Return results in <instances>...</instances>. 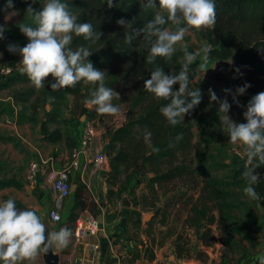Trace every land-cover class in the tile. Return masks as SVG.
I'll list each match as a JSON object with an SVG mask.
<instances>
[{"label": "rangeland", "instance_id": "1", "mask_svg": "<svg viewBox=\"0 0 264 264\" xmlns=\"http://www.w3.org/2000/svg\"><path fill=\"white\" fill-rule=\"evenodd\" d=\"M4 4L5 0H0V6ZM15 9H17V14L9 20H5V13L0 12V24H5L6 30L19 29L20 23L35 24L34 17L23 18L20 8L15 7ZM167 27L174 30L172 25ZM194 48H205L207 53L206 56L202 53L197 61L193 62L189 71L192 78L190 87L193 89L199 87L203 98L194 109L185 114L184 119L181 118L191 125L192 144L186 152L180 155L178 163L186 162L192 169H195L197 165L196 150L204 152L207 164L213 168L211 175L222 181L219 189L225 198L218 201L227 205L224 209L227 225L223 226L217 222L208 223L206 219H202L200 224L204 226L203 228L200 224L192 222V218L195 216L193 209L196 205L205 202L209 209L213 206L207 193H203L204 182L195 174L184 175L177 180L166 181L162 185L155 184V188H153L149 184V178L154 176L156 170L164 169V161L147 164L139 162L129 172H124V168L121 166L122 170L118 173L115 184H112L114 186L112 195L116 197L118 208L124 213L121 228H123V238L129 242V253L125 258L128 264H156L157 262L180 264L184 260L193 258L198 261V264H254L253 262L257 263V256L264 254V208H262L263 213L257 211L256 202L247 198L243 193L245 179L239 180L243 178L241 173L247 162L246 154L243 153L240 145L228 142L229 136L220 127L221 122L217 112L219 104L211 101L208 92L211 88L218 97L227 96L231 104L230 117L238 122H245L243 112L246 110L249 99L264 89H257V85L251 83L246 92L237 97V103L232 94L223 91L225 88H231L235 92L237 86L244 85V83L233 79L235 65L232 59H222L211 55L212 45L205 37L203 28L187 31L183 40L177 42L176 52L182 53V63V49L192 50ZM0 53H2L0 62L4 64L18 65V61L21 59L18 54L8 50H2ZM200 65H204L203 70ZM105 71V80H109L111 73L108 69ZM121 76L119 74L115 81L107 84L119 93V96L113 98V103L120 108L118 114H101L95 110V106L86 105L85 100L90 98L91 93L98 86L92 82H83L79 94L68 96L57 121L47 119L44 107L39 108L36 112H33L29 106L20 107L17 120L19 134H13V131L10 130L12 133L9 135L10 139L0 141V200L7 199L9 196L14 197L18 208H32L37 214L43 213L47 205L51 206V201L42 202L35 194L38 184L33 187L26 178L30 161L35 156L33 147H37L44 157H50L54 161H63L62 165L70 162L71 148L75 144L71 137L73 134L76 137V121L86 108L87 110L83 114H86L87 119L96 127L105 150L111 131L124 124L128 120L129 114L138 115L142 112L140 106L135 107L133 104L137 91L136 82L128 83ZM259 79L264 82V76ZM175 88L178 89L179 85H176ZM0 95L3 99L0 102V124H7L3 117L9 113L11 106L9 103H3L7 101V98L8 102L11 101L9 98L12 99V93L10 89L6 88L0 91ZM133 110L135 112L132 113ZM41 116L47 120L44 125H40L39 132H37ZM52 133H57L59 138L50 139L49 136ZM119 147L120 144L117 143V148L114 151L116 152ZM27 184L30 187V192L26 189ZM119 184L126 188L122 194L125 192L126 196L132 200V206H123L119 195ZM85 192L87 193V190ZM86 195L89 201L91 194L88 192ZM258 203L264 205V200ZM89 204L92 206V201ZM157 208L160 209L161 214L165 213L163 210L166 211L165 224L157 218L151 225H148L147 221L154 217V211ZM126 209H129L130 212L127 213ZM131 213L135 217L140 216L143 227L137 229L134 224L130 223ZM146 214H152L149 220L144 219ZM80 222L82 223V220L77 222V225ZM205 229H210L207 230V235H210L211 238L209 244H206L201 238ZM136 234H139V239H131ZM139 240L146 241L145 248H142ZM177 247L183 249L184 258L177 257ZM138 248L140 256L133 263H129L133 251ZM39 254L34 260L18 261L17 264H37ZM150 256L154 257L153 261L149 260Z\"/></svg>", "mask_w": 264, "mask_h": 264}, {"label": "trees", "instance_id": "2", "mask_svg": "<svg viewBox=\"0 0 264 264\" xmlns=\"http://www.w3.org/2000/svg\"><path fill=\"white\" fill-rule=\"evenodd\" d=\"M31 2L32 0H14V7L20 8L23 18L32 17L26 13L27 5ZM66 2L69 10L77 16L78 22L87 21L91 23L97 36H100V38L95 40H85L83 35L77 36L73 34L71 47L75 49L83 45L90 49L92 54L89 59L94 66L104 71L108 69L111 73L109 80H105L106 85L115 81L119 74L128 83L136 82L137 91L133 104L135 107L140 106L142 112L138 115L129 114L128 120L111 131L110 136L107 138L108 143L105 151L110 156L109 183L115 184L117 175L122 170L120 169L121 166L124 168V172H129L139 162L147 164L155 161H164V169L156 170L154 176L149 178V184L155 188V184L162 185L166 181L171 182L184 175L195 174L196 177L204 182L203 193H207L208 199L213 203V206L209 209L205 202L196 205L193 209L195 216L192 218V222L199 225L202 219H206L208 223L217 222L223 224V226L227 225V217L224 214V209L227 205L218 201L225 198V195L219 189L222 181L211 175L213 168L207 164L204 152L196 150L197 165L195 169H192L186 162L178 163L180 155L191 147V125L181 118H178L176 125L169 124L160 112V107L168 101L164 98H156L144 88V81L150 78V72L154 64L163 67L166 73L179 71L182 64V53L175 52L171 59L158 57L154 64L148 63L146 62V56L148 55L149 44L143 40V34L135 37L129 44L125 41V34L130 29H126L117 23L118 19L125 18L131 21L134 28L142 27L143 24L153 17L155 10L143 9L139 0H112L111 4H109V0H66ZM215 2V24L201 27L205 30V37L212 45L211 55L222 59H232L235 65L233 71V79L235 81L244 84L246 82L248 84L255 83L257 89H264V82L259 79L264 76V0H215ZM43 3L44 0H41V2L36 0V3L32 6L38 10ZM160 11L165 16L167 15L163 9H160ZM169 25H172L173 29L176 28V23L173 21H169L165 26ZM195 29L197 28H189V30ZM27 42L28 38L20 29L6 30L4 38L0 39V51L9 43L22 46ZM51 79V74H49L45 78V84L37 87L25 73L20 71L0 84V88L10 89L13 101L21 108L29 106L33 112H36L39 108L44 107L47 119L57 121L60 118L61 108L68 96L81 92L83 80L76 82L72 86L53 90L47 84V81ZM176 85H179L178 82L173 85L174 89H176ZM48 105L51 107L49 110L46 109ZM86 110L85 108L78 118ZM47 119L42 121V125ZM146 130L152 133L151 144L146 143L144 140ZM178 136L180 137L179 139H177ZM49 138L56 140L59 137L57 133H52ZM9 139V135L0 134V141H8ZM117 143L120 144V147L115 152ZM153 145L159 147L158 152L152 151ZM255 172L260 176L255 185L256 190L260 197L264 198V165L257 167ZM239 180L243 181L244 178ZM118 187L121 197L122 192L126 188L121 187L120 184ZM113 192V188H110L109 195H112ZM86 194L83 187L78 185L74 191L75 206H80L81 208L87 206L89 201ZM92 205L96 206V203L92 202ZM159 210L157 208L154 211V217L147 221L148 225H151L157 218L161 223L165 224L167 220L166 211L163 210L165 213L161 214ZM126 212H130L129 209H126ZM72 218L74 216H71ZM129 221L137 229L143 227L140 216L135 217L131 213ZM202 227L204 228V226ZM125 230L127 231L126 228ZM207 230L209 231L210 229H205L201 238L206 244H209L211 238L210 235H207ZM138 237L139 234H136L131 239L137 240L139 239ZM140 243L142 248L147 245L144 240H141ZM139 251V248L133 251L134 253L129 263H133L140 256ZM176 254L178 258H184L182 248L177 247ZM149 260L153 261L154 257L150 256ZM156 264L165 263L157 262Z\"/></svg>", "mask_w": 264, "mask_h": 264}, {"label": "clouds", "instance_id": "3", "mask_svg": "<svg viewBox=\"0 0 264 264\" xmlns=\"http://www.w3.org/2000/svg\"><path fill=\"white\" fill-rule=\"evenodd\" d=\"M41 2V0H40ZM143 9H153V17L142 27L134 28L131 21L125 18L118 19L117 23L130 29L125 34V41L130 42L143 34V40L148 42V55L146 62L153 63L158 57L171 59L177 51V42L182 41L189 28L213 26L216 21L215 0H139ZM36 0L28 3L26 13L34 17L33 24L20 23V31L26 35L28 42L23 46L9 43L8 51L18 54V70L25 73L29 79L40 87L45 84V78L51 74L52 79L47 81L50 88L60 89L72 86L83 80L84 83L92 82L98 86L85 100L86 105L95 106L101 114H118L120 108L113 103V98L119 96L112 87L105 84V71L94 66L89 59L92 52L86 46L80 45L75 49L71 47L73 34L83 35L85 40L100 38L87 21L78 22L77 16L68 8L66 0H44L41 8L35 9L32 5ZM112 0H109V4ZM163 9L167 15L161 13ZM5 13V20L17 14L14 0H5L0 7ZM176 22V28L170 30L165 25ZM183 21V23H181ZM6 25L0 24V39L4 38ZM183 63L179 71L166 73L164 68L154 64L150 78L144 81L146 91L156 98H164L168 102L160 107V112L171 125L178 123V118H183L186 113L194 109L202 100V92L198 87H190L192 78L189 75L193 62L203 53L205 48L192 50L182 49ZM2 55V53H0ZM204 69V65H200ZM208 69V68H207ZM206 69V70H207ZM205 73V71H204ZM178 82L179 88L173 85ZM250 87L247 82L237 86L235 92L231 88L223 91L237 97L246 92ZM211 101L218 102L217 109L220 127L229 136V143L238 144L246 154L247 162L241 175L245 179L243 193L247 198L256 202L258 212L264 208L258 202L264 200L257 192L255 185L258 182V173L255 169L264 165V91L253 95L243 112L245 122L233 120L229 115L231 104L227 96L220 98L213 89H209ZM152 133L145 131L144 140L151 144ZM180 137L178 136L177 139ZM153 152H158V146H152ZM45 235L46 223L32 208H18L14 197L0 200V264H17L18 261L34 260L38 253L47 252L49 248H65L72 235L71 229L61 227L58 231L52 230ZM259 264H264V254L258 255ZM186 264H198L193 258Z\"/></svg>", "mask_w": 264, "mask_h": 264}, {"label": "crops", "instance_id": "4", "mask_svg": "<svg viewBox=\"0 0 264 264\" xmlns=\"http://www.w3.org/2000/svg\"><path fill=\"white\" fill-rule=\"evenodd\" d=\"M3 50H8L7 46ZM0 91H3V89L0 88ZM2 100L0 95V102ZM3 104H7V101ZM47 109H49V106H47ZM43 120L44 118L41 116L38 122L37 132H39ZM80 122H82L81 117L77 119L76 125ZM10 130L13 131V134H19L18 127L17 129H12V126L8 124H0V134L10 135L12 134ZM76 139L77 137L73 134L71 140H74L75 143ZM33 149L35 155L38 148L33 147ZM98 150H103L106 153L100 140L99 132H97L94 143L90 146L89 154L91 155ZM55 162L56 164L63 163L61 160ZM109 171L110 166L107 170H104L101 167H96L90 162L88 157L82 156L81 169L72 173L70 182L74 190L64 200L61 206L60 212L62 214V220L59 223V229L61 227H68L71 229L72 235L67 247H55V249L62 251V256L65 253H72L81 260V264H127L125 258L129 253V242L123 238V228H121L124 213L118 208V200H116V197L109 195V189L114 188L108 181ZM37 184L38 188L35 189V194L42 202L51 201L52 181L48 177H43L39 179ZM78 185L82 186L84 190H87V193L89 192L91 194L89 202H95L96 206H90L89 203L85 208L75 206L74 191ZM120 199L122 200V198ZM71 216H74V218L71 219ZM100 218L103 227L94 233L86 232L80 237L76 236L75 229L77 222ZM253 263L259 264V261L257 260V263ZM37 264H45L41 253L39 254Z\"/></svg>", "mask_w": 264, "mask_h": 264}, {"label": "built area", "instance_id": "5", "mask_svg": "<svg viewBox=\"0 0 264 264\" xmlns=\"http://www.w3.org/2000/svg\"><path fill=\"white\" fill-rule=\"evenodd\" d=\"M19 65H8L0 62V84L4 83L8 79L15 76L18 72ZM11 100L7 104L11 106L9 113L4 115V121L17 129L18 111L19 105H16ZM120 123V122H118ZM76 142L71 148L70 162L65 164H56V162L50 157H44L39 149L37 153L30 161L29 169L26 173V178L32 185L38 183L39 179L48 177L52 181L51 186V212L50 218L53 222L60 223L62 220V214L60 212L61 206L66 198L72 193L71 187V175L75 171H79L82 166V156H86L90 159L96 167H101L103 164L105 153L103 150L95 151L93 154H89L90 146L94 143L97 135V129L93 123L88 119L82 121L76 125ZM260 176L258 175V180ZM99 229V221L92 219L89 221H82L77 225L75 229L76 236L80 237L86 232L94 233ZM61 264H81V260L72 253H65L62 256Z\"/></svg>", "mask_w": 264, "mask_h": 264}, {"label": "water", "instance_id": "6", "mask_svg": "<svg viewBox=\"0 0 264 264\" xmlns=\"http://www.w3.org/2000/svg\"><path fill=\"white\" fill-rule=\"evenodd\" d=\"M89 106V105H88ZM87 118L86 114H83L81 116V121H85ZM110 166V158L108 153H105L103 164L101 166L102 169L107 170ZM26 189L28 192H30V187L28 184L26 185ZM74 188L72 189V191ZM127 194L124 192L121 196L122 198V204L125 207H130L133 205L132 200L129 199ZM261 205V204H260ZM50 212H51V207L49 205L46 206V209L44 210L43 213H39L38 215L41 217L42 221L46 223V229H45V235H47V232L49 231V228L47 227V224H51L52 230L57 231L59 229V223L58 222H53L50 218ZM263 213V209L260 211ZM152 214H146L144 219L149 220L151 218ZM99 221V228L103 227V224L101 223V218L97 219ZM44 263L45 264H61V259H62V251L55 249V247L49 248L47 252H41ZM188 260L182 261L180 264H186Z\"/></svg>", "mask_w": 264, "mask_h": 264}]
</instances>
